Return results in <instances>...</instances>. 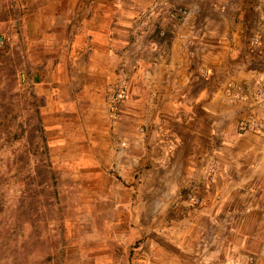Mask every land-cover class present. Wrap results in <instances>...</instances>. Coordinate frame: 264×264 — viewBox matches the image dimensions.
I'll use <instances>...</instances> for the list:
<instances>
[{
  "label": "crops",
  "instance_id": "0c3cea01",
  "mask_svg": "<svg viewBox=\"0 0 264 264\" xmlns=\"http://www.w3.org/2000/svg\"><path fill=\"white\" fill-rule=\"evenodd\" d=\"M10 6L0 26L51 196L16 219L0 264H264V133L240 132L249 104L219 94L258 72L247 25L264 13L246 0Z\"/></svg>",
  "mask_w": 264,
  "mask_h": 264
},
{
  "label": "rangeland",
  "instance_id": "374dc122",
  "mask_svg": "<svg viewBox=\"0 0 264 264\" xmlns=\"http://www.w3.org/2000/svg\"><path fill=\"white\" fill-rule=\"evenodd\" d=\"M259 1L246 0L243 12L264 13V0H261V8ZM12 2L13 0H0V25H3L6 16L10 18ZM242 8L243 6L239 10ZM5 33L3 26H0V252L7 244L6 238L23 233L21 225H16V219L32 220V207L45 201L49 208L47 198L51 196L45 191L42 199V190L44 191L48 180L42 176L45 165L41 159L44 155L41 147L32 145L37 139L32 131L31 121L25 119L31 115L29 111L22 112L29 106L27 89L23 87L27 83L18 82L15 68L19 58L16 57L15 48L12 50L15 44L5 43ZM252 37L259 38V48L256 51L261 52L258 54L261 61L260 66L258 65L259 73L253 72L251 75H258L264 84V14L258 20L254 14L249 17L247 44ZM34 216L40 217L41 213ZM252 262L249 260V264Z\"/></svg>",
  "mask_w": 264,
  "mask_h": 264
},
{
  "label": "built area",
  "instance_id": "2783aa9c",
  "mask_svg": "<svg viewBox=\"0 0 264 264\" xmlns=\"http://www.w3.org/2000/svg\"><path fill=\"white\" fill-rule=\"evenodd\" d=\"M258 44L259 38L252 37L248 42V48L256 51V49L259 48L257 47ZM203 75L207 77L209 71L205 70ZM219 94L225 104H236L241 102L249 104L250 110L248 116L239 123L240 132L257 131L259 133H264V113L260 115L256 112L264 107V84L260 77L251 76L240 81H226L221 86ZM125 98V92L117 93L109 97L108 104L112 119L118 117L120 105ZM212 172L210 173L211 177H213ZM186 198L194 205L200 203V199L193 193H188Z\"/></svg>",
  "mask_w": 264,
  "mask_h": 264
}]
</instances>
